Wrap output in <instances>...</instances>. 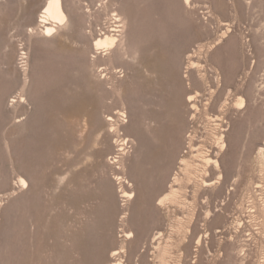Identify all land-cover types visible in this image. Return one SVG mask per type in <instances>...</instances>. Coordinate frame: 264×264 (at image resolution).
Wrapping results in <instances>:
<instances>
[{"label":"rangeland","instance_id":"rangeland-1","mask_svg":"<svg viewBox=\"0 0 264 264\" xmlns=\"http://www.w3.org/2000/svg\"><path fill=\"white\" fill-rule=\"evenodd\" d=\"M62 1L0 0V264H264V0Z\"/></svg>","mask_w":264,"mask_h":264},{"label":"bare ground","instance_id":"bare-ground-1","mask_svg":"<svg viewBox=\"0 0 264 264\" xmlns=\"http://www.w3.org/2000/svg\"><path fill=\"white\" fill-rule=\"evenodd\" d=\"M103 5H105L104 3H101L100 7H102ZM67 12H65L64 7H63V1L62 0H46V4L44 6V8L42 9L40 16H39V23L43 25L44 27V35L50 37L52 36L55 32H56V24H62L65 22V20L68 19V15L66 14ZM111 20H115V25L116 27H108V30L100 25H97L96 28V35H95V40L93 41V50L96 52V54H99L101 50H114L116 49L118 43L120 42V38H122V28L124 27V25L119 24V22H122V20H120L118 18V15L116 13L111 14ZM118 22V23H117ZM103 28V29H101ZM112 28V29H111ZM99 30V31H98ZM122 40V39H121ZM193 100V96H190L188 98L189 102H192ZM237 106L239 108L244 107V100L241 99ZM122 117H126L124 114H121ZM109 121H113L112 118H109ZM127 140V139H126ZM125 142V141H124ZM127 143V142H126ZM125 143V144H126ZM125 144H122V147H124ZM219 148L221 151L224 150L225 148V144L220 142L219 144ZM121 146V145H120ZM125 150L124 148H121L120 151ZM117 162V161H116ZM207 163H213L215 168H218V162L217 161H213L211 159H207ZM18 183H20V185L22 187H27V181L23 178H20ZM214 183H208V182H204V186L208 187V186H212ZM133 193H128V192H124L123 193V197L127 198L131 201H133ZM162 200L159 201V203H161ZM209 216V214H208ZM161 234H157V236H155V239H158ZM126 238L129 240H132L134 238V235L132 232L126 233ZM201 239L202 237H199L197 239L196 244L200 245L201 244ZM119 253L116 251L113 253L112 257H116ZM115 264H122L119 262H116Z\"/></svg>","mask_w":264,"mask_h":264}]
</instances>
